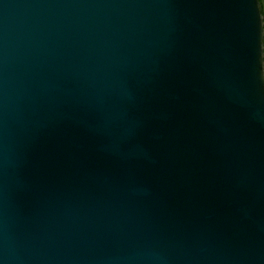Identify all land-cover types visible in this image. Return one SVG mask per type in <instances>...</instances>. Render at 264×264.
Masks as SVG:
<instances>
[{
  "label": "water",
  "instance_id": "95a60500",
  "mask_svg": "<svg viewBox=\"0 0 264 264\" xmlns=\"http://www.w3.org/2000/svg\"><path fill=\"white\" fill-rule=\"evenodd\" d=\"M259 0H0V264H264Z\"/></svg>",
  "mask_w": 264,
  "mask_h": 264
},
{
  "label": "flooded vegetation",
  "instance_id": "af4514ba",
  "mask_svg": "<svg viewBox=\"0 0 264 264\" xmlns=\"http://www.w3.org/2000/svg\"><path fill=\"white\" fill-rule=\"evenodd\" d=\"M260 2V11L263 18V31H264V0H259ZM263 75H264V36H263Z\"/></svg>",
  "mask_w": 264,
  "mask_h": 264
}]
</instances>
